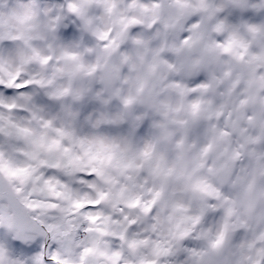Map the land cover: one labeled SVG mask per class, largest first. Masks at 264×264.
I'll return each instance as SVG.
<instances>
[{"label":"clouds","instance_id":"clouds-1","mask_svg":"<svg viewBox=\"0 0 264 264\" xmlns=\"http://www.w3.org/2000/svg\"><path fill=\"white\" fill-rule=\"evenodd\" d=\"M0 264H264V0H0Z\"/></svg>","mask_w":264,"mask_h":264}]
</instances>
